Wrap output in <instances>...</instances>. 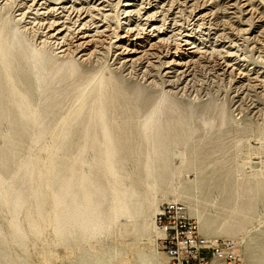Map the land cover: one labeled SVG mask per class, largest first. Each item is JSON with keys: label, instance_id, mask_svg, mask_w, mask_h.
I'll use <instances>...</instances> for the list:
<instances>
[{"label": "bare ground", "instance_id": "1", "mask_svg": "<svg viewBox=\"0 0 264 264\" xmlns=\"http://www.w3.org/2000/svg\"><path fill=\"white\" fill-rule=\"evenodd\" d=\"M27 1L40 16H49L47 28L60 45V56L51 60L49 51L30 47L17 25L0 16V128L7 122L25 148L18 158L0 149V253L16 256L23 241L35 243L37 234L57 238L69 228L122 234L135 227L159 235L154 224L158 192L162 199L181 197L204 231L237 235L241 244L260 185L248 177L235 178L222 148L201 144L206 134L175 115L176 103L165 93L131 124V116L122 118L116 111L122 105L118 83L101 69L78 71L109 39L118 64L145 62L150 80L160 59L165 75L186 73L195 50L189 46V29L182 23L167 25L176 8L172 2L121 0V30L111 39L103 23L105 0ZM226 2L232 18L239 5L249 19L262 22L263 11L252 0ZM210 12L202 6L197 19L206 20ZM223 30L232 33L234 26L226 24ZM173 36L178 42L167 44ZM88 153L92 158L87 161ZM128 154L139 167L133 175L124 167ZM211 187L228 193L219 225L198 206V194ZM241 246L248 258L253 246ZM141 259L154 263L146 253Z\"/></svg>", "mask_w": 264, "mask_h": 264}, {"label": "rangeland", "instance_id": "2", "mask_svg": "<svg viewBox=\"0 0 264 264\" xmlns=\"http://www.w3.org/2000/svg\"><path fill=\"white\" fill-rule=\"evenodd\" d=\"M51 1L59 3L74 0ZM180 1L170 0L176 8L169 18H175L178 23L174 25V21L168 19L166 22L170 28L182 23L191 33L189 46L195 50V54L191 57L186 73L178 70L165 75L164 62L160 59V63L156 62V66L151 69L153 80H150L144 75L145 62L120 66L114 54L115 48L109 39L104 42L106 46L102 44L91 55L89 64L79 65L78 71L101 69L105 77L111 76L121 91L118 101L122 105L116 111L122 114V118L131 116V124L144 113L149 103L160 93H165L170 101L176 103L175 115L185 119L184 123L195 126L199 134H206L201 144L222 148L224 159L230 162L235 178L239 180L248 177L251 184L260 185L256 209L252 212L241 240L242 245L253 246L248 258L238 243L237 235L228 236L222 231H204L199 219L189 211L181 197L176 201L186 206L188 214L196 220L207 238L232 242L233 257L226 264H264V251L261 248L264 247V2L252 0L263 11L262 22L258 23L245 16L239 5H236L235 17L232 18L227 11L226 0H192L182 3L183 5ZM120 2L121 0H105L104 9H107L105 13L108 16L103 23L111 39L121 30L123 16ZM30 4L27 0H0V16L6 18L10 25H17L30 47L49 51L51 60H55L60 56V45L54 42L47 28L49 16H40ZM202 6L209 7L212 11L210 17L206 18L207 21L197 19ZM229 23L236 31L225 33L223 29ZM93 33L91 31L89 34ZM176 42L178 41L173 36L168 39L167 44ZM13 133L14 130L9 129L7 122L2 123L0 149L11 150L18 158L24 153V142L17 141ZM91 158L88 153L86 160ZM134 162L133 156L128 154L124 167L132 175L139 168ZM178 162L179 158L174 157L173 163ZM85 170L88 173L89 164ZM179 171L183 174L184 169L179 168ZM192 175V172L188 174L191 179ZM157 196V207L173 200L171 194L165 199L161 198L160 192ZM226 197L228 193H222V188L211 187L207 193L198 194V206L205 209L207 216L216 219L219 225L226 213L223 208ZM129 221L132 222L133 219ZM34 238L35 243L23 241L22 246L17 248L16 256L8 251L10 255L6 258L0 253L2 264H149L141 259L142 253L152 255L153 264H169L167 256L158 245V235L137 231L135 227L122 234L116 231L107 234L104 230L81 232L69 228L57 238H44L38 234Z\"/></svg>", "mask_w": 264, "mask_h": 264}, {"label": "built area", "instance_id": "3", "mask_svg": "<svg viewBox=\"0 0 264 264\" xmlns=\"http://www.w3.org/2000/svg\"><path fill=\"white\" fill-rule=\"evenodd\" d=\"M154 224L169 264H226L233 257L232 242L207 238L180 202L160 204Z\"/></svg>", "mask_w": 264, "mask_h": 264}]
</instances>
